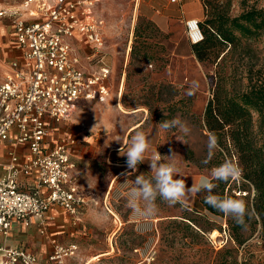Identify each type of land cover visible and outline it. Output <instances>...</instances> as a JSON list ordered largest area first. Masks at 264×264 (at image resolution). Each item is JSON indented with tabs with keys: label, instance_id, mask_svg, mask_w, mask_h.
<instances>
[{
	"label": "rangeland",
	"instance_id": "rangeland-1",
	"mask_svg": "<svg viewBox=\"0 0 264 264\" xmlns=\"http://www.w3.org/2000/svg\"><path fill=\"white\" fill-rule=\"evenodd\" d=\"M200 1L203 4V0L189 1L188 10L200 14ZM252 6L264 7V0H232L231 14L237 15ZM100 11L105 19L103 32L113 65L112 93L103 103H80L68 120L69 126L79 129L75 136L82 133L88 137L82 136L84 139L102 143V151L108 152L111 146L121 143L128 127L138 120V117L131 116L132 111L147 114V120L139 131H144L154 121L159 124L178 117L186 122L190 132L185 135L176 128L162 130L160 154L170 156L175 152L177 155L171 162L180 172H201L211 179L217 150L209 163L202 161L207 157L209 132L205 129L203 116L210 96L209 72L213 67H205L193 53L194 42L186 21L176 22L172 31L160 32L157 23L145 14L142 0H102ZM141 19L152 20L154 26L136 36L137 26H140V31L146 26L141 24ZM11 35L8 23L0 22L2 47ZM145 44L149 46V57L132 58L133 46L141 49ZM159 44L165 46L164 51ZM254 46L259 51V64H264V34ZM193 81H197L199 87L193 95H188ZM81 122L86 124L85 130L81 129ZM100 155L105 158L104 169L115 171L114 165L106 162L105 153ZM114 158L112 154L109 161L113 162ZM216 162L221 163L222 159ZM107 177L104 178L105 187L110 180ZM247 191L237 192V195H246V203L255 215L248 221L247 230H241L244 238L241 245L231 238L226 218L217 221V228H209L203 233H196L197 229L191 224L194 230H185L182 219L166 218L158 223V231L148 237L141 235L133 224L127 222V200L119 198L117 188L107 198L101 191L97 203L90 200L82 221L68 217L60 208L55 213L56 223L51 227L64 245L78 246L76 254L66 261L71 259L69 264H264V192L259 193L253 188ZM95 193L88 192L98 197ZM156 204L160 215L171 217L188 212L191 216L201 217L179 203L169 206L157 198ZM197 209L205 213L200 203ZM200 221L203 224V218ZM40 237L45 238L36 229L31 241L22 240L20 244L25 242L28 247L38 249L37 239Z\"/></svg>",
	"mask_w": 264,
	"mask_h": 264
},
{
	"label": "built area",
	"instance_id": "built-area-1",
	"mask_svg": "<svg viewBox=\"0 0 264 264\" xmlns=\"http://www.w3.org/2000/svg\"><path fill=\"white\" fill-rule=\"evenodd\" d=\"M100 2L0 0V22L8 23V43L17 52L6 59L8 51L0 43V146L6 156L0 162V238L10 234L15 222L37 223L46 233L54 206L80 221L88 204L72 173L76 139L50 138L81 102L103 103L111 96L110 53L103 21L95 14ZM186 26L189 35L193 28L201 32L198 19L187 20ZM80 42L89 52L78 51ZM80 127L87 126L81 122ZM51 244L54 264H66L78 250L56 237ZM39 263L31 249L0 241V264Z\"/></svg>",
	"mask_w": 264,
	"mask_h": 264
},
{
	"label": "trees",
	"instance_id": "trees-1",
	"mask_svg": "<svg viewBox=\"0 0 264 264\" xmlns=\"http://www.w3.org/2000/svg\"><path fill=\"white\" fill-rule=\"evenodd\" d=\"M231 6L232 0H203L204 18L199 21L202 38L192 43V50L200 63L213 67L209 72L210 96L203 118L205 129L218 137L215 159H222V162L214 160L212 166L229 159L243 170L241 178L235 181L212 180L216 185L213 191L220 196L246 201V195L239 197L237 192L250 188L264 192V64H259V51L254 46L264 34V7L252 6L232 15ZM143 23L146 26L143 31L137 26L136 36L154 26L150 19H141ZM160 47L165 50L164 45ZM148 48L146 44L141 49L134 45L132 58H148ZM204 197L205 193L197 194L205 213L196 207H185L201 217L186 212L168 218L182 219L185 230L192 232L194 226L196 233L215 229L217 221L226 218L231 238L236 244H243L242 227L230 216L211 208ZM245 219L248 224L249 219Z\"/></svg>",
	"mask_w": 264,
	"mask_h": 264
},
{
	"label": "crops",
	"instance_id": "crops-1",
	"mask_svg": "<svg viewBox=\"0 0 264 264\" xmlns=\"http://www.w3.org/2000/svg\"><path fill=\"white\" fill-rule=\"evenodd\" d=\"M189 1L191 0H180L179 3H171L170 0H142V6L145 9V14L148 15L153 21L157 23L161 31L169 32L172 31L173 25L178 21L185 22L190 19L200 20L203 18L204 7L202 2L200 1V4L202 6V12L200 14H193L188 10ZM101 2L96 6L95 14L97 18L103 21V28H105V19L103 18V15L101 14L100 11ZM175 5H178V7H175ZM83 43L84 42L78 43V51L82 54H86V52L89 51L87 50V45L85 47L82 46ZM3 48L5 51H8L7 53L4 54V57L6 59L8 58L11 59L17 56V52L11 49L8 42L6 45L5 43L3 44ZM112 69H113V65H112ZM111 87H112V82H111ZM131 116L133 118L138 117V120H136L135 123L131 124V126L128 127L126 136L121 141V143L111 146L112 148L108 152L102 151L103 150L102 143H99L97 141H88L84 139L88 137L82 135V133H78L77 135L79 136L76 138L77 135L75 136V133L79 129L78 128L76 129V127H73L72 125L69 126L70 124L68 120L70 118H68L66 121H63L56 128L57 131L50 138L51 142L56 140H65L71 138L76 139V143L71 147L72 159L73 162L75 163V168L72 171V173L78 181L81 193L88 200V204L84 207L82 211L80 221L83 220L85 211L88 205L90 204V200L95 201V203H97V199L100 197L99 193L101 191L104 192V197L107 198L110 196L112 191L117 188L119 198L124 197L127 200L128 192L133 186V180H135V177L141 174L142 172H145L150 176L152 175V173L150 172L151 171L150 165L147 161L139 164L137 170L133 174L128 175V173L132 172V170L129 169L127 166V162H126L127 158L126 156H124V153L127 150V145L129 144L131 136L135 134V132L139 128H141V126H143L147 120V114L139 110L132 111ZM157 124L158 123L154 121L153 123H151V125L148 128H146L143 131L146 134V136H148L151 145L148 152L145 153L146 158L150 157L152 153L155 152L156 150L159 153L162 150L161 145L163 144V135H162V130H158L155 127ZM103 153H105L107 157L106 162H110L111 165H114L113 168L115 171H111V170L109 171L104 169L105 158H102L100 155ZM112 154L115 155L113 162L109 161L110 156ZM5 160H6V156H5L4 148L0 146V162ZM119 166L120 167L127 166V167L121 169ZM108 173H110V176H108ZM181 173L185 177L186 185L188 187H191L194 181L199 182L201 176H204V174H202L201 172L199 173L181 172ZM107 176L110 178V180L105 187L104 178H106ZM89 191L93 193L94 192L98 193V194L95 193V195H97L98 197H95L92 194H88ZM198 205L199 202H198L197 194H194L190 198H188L182 206L191 209L193 207L197 208ZM60 208L61 207L59 206H54L49 212V219L46 225V233H42L41 228L37 223H33L30 227H26L19 222H15L10 234L7 237H1L0 241L7 246H24L31 249L32 251L36 252L40 257L39 264H54L49 259V256L52 253L51 237H56L59 242L61 241L57 237V233L52 230L53 228L51 226L52 224L56 223L57 218L55 216V213H57ZM65 213L68 215V217L70 218L72 217L68 212L65 211ZM172 216H176V215H172ZM166 218L168 217L165 215L156 214L154 217L151 218V220L144 221L140 217L136 216L130 208H129L128 216L126 217L127 222L133 224L135 230H137L139 234L145 235L146 237H148L149 234L151 235L152 232L158 231V223ZM34 229L35 230L37 229L38 232L45 237V238L40 237L37 239L39 248L37 249L35 246L28 247L25 242L20 244L22 240L31 241V235H33L35 231ZM69 261H71V259ZM69 261L66 262V264H69Z\"/></svg>",
	"mask_w": 264,
	"mask_h": 264
},
{
	"label": "clouds",
	"instance_id": "clouds-1",
	"mask_svg": "<svg viewBox=\"0 0 264 264\" xmlns=\"http://www.w3.org/2000/svg\"><path fill=\"white\" fill-rule=\"evenodd\" d=\"M199 87L197 81H193L188 95H193ZM158 130L168 131L176 128L185 135L190 132L186 122L178 117L172 120H163L155 126ZM150 140L143 131H136L131 136L124 156L127 158V166L133 174L139 164L147 161L151 169V177H146L143 173L133 180V186L127 195V204L132 212L144 221L151 220L158 212L156 204L157 198L166 202L169 206L177 203L183 205L185 201L194 194L205 193V203L216 211L230 216L237 225L247 230L248 224L245 217L249 220L255 215L254 210L250 209L243 199H234L230 196H220L214 193L216 185L212 180L227 182L238 180L242 176V168L230 160H225L219 166L211 169V179L201 176L199 182L194 181L191 187L186 185L185 177L176 167L174 162L176 153L170 156H162L157 150L150 157L145 156L150 148ZM219 148L218 137L214 132H209L207 137V157L202 163L210 162ZM179 177V178H177Z\"/></svg>",
	"mask_w": 264,
	"mask_h": 264
},
{
	"label": "bare ground",
	"instance_id": "bare-ground-1",
	"mask_svg": "<svg viewBox=\"0 0 264 264\" xmlns=\"http://www.w3.org/2000/svg\"><path fill=\"white\" fill-rule=\"evenodd\" d=\"M191 35L193 36L194 39H199V38L202 37L201 32H199L197 29H194V28H193V30L191 32Z\"/></svg>",
	"mask_w": 264,
	"mask_h": 264
},
{
	"label": "water",
	"instance_id": "water-1",
	"mask_svg": "<svg viewBox=\"0 0 264 264\" xmlns=\"http://www.w3.org/2000/svg\"><path fill=\"white\" fill-rule=\"evenodd\" d=\"M193 42H196V41H193Z\"/></svg>",
	"mask_w": 264,
	"mask_h": 264
}]
</instances>
